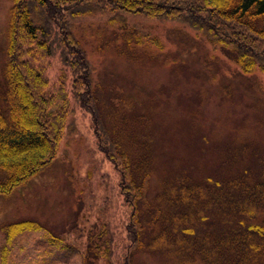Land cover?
Here are the masks:
<instances>
[{"label": "rangeland", "instance_id": "374dc122", "mask_svg": "<svg viewBox=\"0 0 264 264\" xmlns=\"http://www.w3.org/2000/svg\"><path fill=\"white\" fill-rule=\"evenodd\" d=\"M12 3L0 0L5 115ZM74 32L94 66L102 124L142 192L126 191L124 161L98 145L92 112L57 54L48 88L73 108L76 129L50 164L0 194V245L12 222L38 226L17 233L3 264H107L85 262L79 250L92 255L93 232L111 248L110 264H264V72H241L235 53L177 21L96 13L78 18ZM134 205L140 240L129 234Z\"/></svg>", "mask_w": 264, "mask_h": 264}, {"label": "trees", "instance_id": "16d2710c", "mask_svg": "<svg viewBox=\"0 0 264 264\" xmlns=\"http://www.w3.org/2000/svg\"><path fill=\"white\" fill-rule=\"evenodd\" d=\"M96 13L108 14L110 22L125 13L180 22L200 33L215 49L222 46L235 53L241 72H264V0H13L5 65L8 115L0 110V194H10L50 164L66 133L76 129L68 123L73 108L66 103L57 105L56 95L48 88L49 71L58 54L71 69L74 97L92 112L98 145L117 165H121L120 159L124 161L120 167L126 191L136 188L140 196L142 190L129 176L127 157L115 151L118 142L102 124L94 94V66L74 32L78 18ZM132 208L129 234L140 240L143 224L134 220L137 207ZM37 227L36 221L28 218L8 224L6 242L0 245V264L6 245L17 233ZM101 235H90L89 244L94 241L96 245L89 250L92 255H84L87 245L79 249L85 262L86 258L95 261L103 257L111 263V248L104 245ZM122 264L128 263L124 259Z\"/></svg>", "mask_w": 264, "mask_h": 264}]
</instances>
